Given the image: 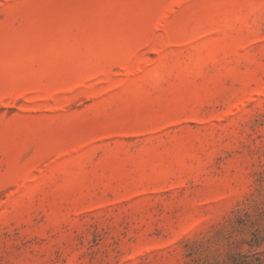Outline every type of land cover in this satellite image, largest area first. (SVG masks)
Returning <instances> with one entry per match:
<instances>
[{
	"label": "rangeland",
	"instance_id": "374dc122",
	"mask_svg": "<svg viewBox=\"0 0 264 264\" xmlns=\"http://www.w3.org/2000/svg\"><path fill=\"white\" fill-rule=\"evenodd\" d=\"M253 232L264 0H0V264H231Z\"/></svg>",
	"mask_w": 264,
	"mask_h": 264
},
{
	"label": "trees",
	"instance_id": "16d2710c",
	"mask_svg": "<svg viewBox=\"0 0 264 264\" xmlns=\"http://www.w3.org/2000/svg\"><path fill=\"white\" fill-rule=\"evenodd\" d=\"M264 236L253 232L247 240L248 247L235 253L231 258V264H264Z\"/></svg>",
	"mask_w": 264,
	"mask_h": 264
}]
</instances>
